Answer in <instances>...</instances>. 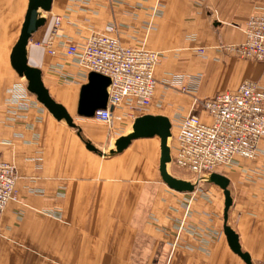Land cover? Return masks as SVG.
<instances>
[{
  "label": "crops",
  "instance_id": "obj_1",
  "mask_svg": "<svg viewBox=\"0 0 264 264\" xmlns=\"http://www.w3.org/2000/svg\"><path fill=\"white\" fill-rule=\"evenodd\" d=\"M28 5L0 0V160L19 174L16 198L2 215L0 264H247L224 232L223 189L207 181L193 192L170 188L159 170V137L135 139L114 155L93 152L85 141L108 153L138 116H168L174 131L195 98L245 81L264 88V62L225 49L245 41L246 22L264 12V0H53L49 12L40 9L46 22L30 39L28 61L82 136L12 66ZM110 25L125 45L162 54L147 110L134 112L126 100L112 124L78 114L89 72L66 54L68 45ZM52 37L55 54L46 47ZM218 171L230 179L228 224L253 263L264 264V137L257 158L236 157Z\"/></svg>",
  "mask_w": 264,
  "mask_h": 264
},
{
  "label": "built area",
  "instance_id": "obj_2",
  "mask_svg": "<svg viewBox=\"0 0 264 264\" xmlns=\"http://www.w3.org/2000/svg\"><path fill=\"white\" fill-rule=\"evenodd\" d=\"M60 23L58 17L54 33ZM115 31L114 26H107L84 44L66 48V54L75 57L85 70L111 78L108 107L97 110L93 117L108 124L114 120V109L126 100L132 102L134 112L151 104L162 56L147 47L125 45ZM244 31V42L225 49L240 58L264 62V12L251 15ZM53 46L54 37L46 44L51 54L56 53ZM196 108L205 115L194 112ZM172 132L175 143H170V165L192 174L195 180L231 166L236 157L255 159L264 137V88L258 82L245 81L234 90L195 98L192 111L179 122L177 132ZM18 178L16 165L0 160V226L8 203L16 198Z\"/></svg>",
  "mask_w": 264,
  "mask_h": 264
},
{
  "label": "water",
  "instance_id": "obj_3",
  "mask_svg": "<svg viewBox=\"0 0 264 264\" xmlns=\"http://www.w3.org/2000/svg\"><path fill=\"white\" fill-rule=\"evenodd\" d=\"M53 0H29L26 18L21 35L13 48L11 63L16 72L27 79L28 90L37 96V99L58 120H65L69 126L77 128L82 136L81 129L74 121L67 108L56 101L46 87L41 69L31 66L28 61V44L32 35L45 24L46 18L41 16L39 10L49 12ZM111 78L102 73L89 72L88 82L81 88L78 114L93 118L97 110L106 109L109 102V87ZM113 109V108H112ZM173 124L168 116L162 114H144L135 118L132 131L122 135L115 142V148L105 153L99 150L90 141H85L87 148L100 155H114L123 152L135 139L159 137L161 141L160 174L163 181L172 189L179 192H193L201 181H207L220 186L225 194L224 232L231 249L238 254L247 264H254L250 254L242 249L240 239L236 231L228 224L229 210L233 199L229 189L230 179L220 172H212L195 181L175 176L170 171L172 162V149L170 138L173 136Z\"/></svg>",
  "mask_w": 264,
  "mask_h": 264
},
{
  "label": "rangeland",
  "instance_id": "obj_4",
  "mask_svg": "<svg viewBox=\"0 0 264 264\" xmlns=\"http://www.w3.org/2000/svg\"><path fill=\"white\" fill-rule=\"evenodd\" d=\"M24 80H25V82H27L26 78ZM145 110H147V109H145ZM145 110H143V111H145ZM176 132H177V124L174 127V133H176ZM170 143H172V144L175 143V138L171 137L170 138ZM169 168H170L171 173L174 174L177 177H180V178H183V179H187V180H191V181L195 180V178H194V176L192 174H190V173H188V172H186V171H184L182 169H179V168H177V167H175L173 165H170ZM221 168L222 167L218 168V170H220ZM217 172H219V171H217Z\"/></svg>",
  "mask_w": 264,
  "mask_h": 264
}]
</instances>
